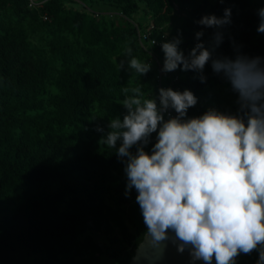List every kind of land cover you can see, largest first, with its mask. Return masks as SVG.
I'll list each match as a JSON object with an SVG mask.
<instances>
[{
	"label": "trees",
	"instance_id": "obj_1",
	"mask_svg": "<svg viewBox=\"0 0 264 264\" xmlns=\"http://www.w3.org/2000/svg\"><path fill=\"white\" fill-rule=\"evenodd\" d=\"M261 8L264 0H0V264H129L147 229L138 193L125 196L116 149L99 142L109 120L126 111L122 88L140 86L158 103L161 74L165 88L198 98L189 118L209 108L237 110L236 95L211 61L203 83L196 71L165 73L162 47L143 46L139 32L167 28L165 42L180 38L188 55L220 31L214 57H264ZM225 9L231 23L221 29L196 23ZM132 57L151 63L150 71L139 76L128 68ZM122 59L125 70L118 68ZM216 86L226 87L231 105L221 104ZM257 260L254 251L236 264Z\"/></svg>",
	"mask_w": 264,
	"mask_h": 264
},
{
	"label": "clouds",
	"instance_id": "obj_2",
	"mask_svg": "<svg viewBox=\"0 0 264 264\" xmlns=\"http://www.w3.org/2000/svg\"><path fill=\"white\" fill-rule=\"evenodd\" d=\"M258 16L257 32L264 33V8ZM230 17L231 9H225L222 17L205 15L196 23L221 29ZM195 35L199 41L204 32ZM222 40L223 34L215 31L208 47L198 42L188 55L179 48L180 38L163 42L162 71H196L203 83L211 61L213 72L236 95L235 114L209 108L189 118V108L198 102L190 90L160 88L157 103L155 97L145 98L140 86L124 87L126 111L109 120L99 142L115 148L124 164L125 196L133 188L138 193L144 240L154 256H163L171 241L179 253L187 249L193 262L236 264L239 255L255 251L256 264H264V57H214ZM131 54L126 46L125 55ZM125 63L119 61V70H125ZM127 67L143 76L151 63L132 57ZM96 131L104 133V128ZM153 133L156 142L149 152L145 149ZM146 251L141 243L138 252Z\"/></svg>",
	"mask_w": 264,
	"mask_h": 264
},
{
	"label": "water",
	"instance_id": "obj_3",
	"mask_svg": "<svg viewBox=\"0 0 264 264\" xmlns=\"http://www.w3.org/2000/svg\"><path fill=\"white\" fill-rule=\"evenodd\" d=\"M141 243L145 244V249L147 250L145 254L138 252ZM166 243L167 247L163 256L156 257L150 249H147V242L143 238L135 249L134 256L131 258L129 264H204L200 260L193 262L187 249L184 253H179L175 244L171 243V241ZM212 264H215V260H213Z\"/></svg>",
	"mask_w": 264,
	"mask_h": 264
},
{
	"label": "built area",
	"instance_id": "obj_4",
	"mask_svg": "<svg viewBox=\"0 0 264 264\" xmlns=\"http://www.w3.org/2000/svg\"><path fill=\"white\" fill-rule=\"evenodd\" d=\"M33 1V0H31ZM152 26L147 29L145 32H139L138 36H139V39L141 41V44L143 46H161L163 42H165V39H166V35L168 33V30L167 28H165L164 30H159L156 34H152L151 33V30H152ZM155 40L156 43L153 45L152 44V41ZM157 81H158V84H157V91H158V95H159V89L160 88H165L164 86L161 85V79H162V76L161 74H158L157 77H156ZM177 80V77L174 78V81L175 82ZM171 115L175 116L176 113L174 110H169ZM165 118L167 119V114L165 115Z\"/></svg>",
	"mask_w": 264,
	"mask_h": 264
},
{
	"label": "rangeland",
	"instance_id": "obj_5",
	"mask_svg": "<svg viewBox=\"0 0 264 264\" xmlns=\"http://www.w3.org/2000/svg\"><path fill=\"white\" fill-rule=\"evenodd\" d=\"M133 19L135 21H138L141 24L146 22V20L141 15H135V16H133ZM212 92H214V94L218 95V97H219L218 99L220 100L222 105H231L232 104V98H231L230 94L227 92L225 86H216L213 88Z\"/></svg>",
	"mask_w": 264,
	"mask_h": 264
}]
</instances>
